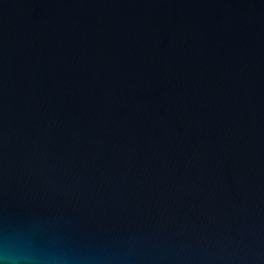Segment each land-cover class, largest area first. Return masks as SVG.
<instances>
[{"label":"water","instance_id":"95a60500","mask_svg":"<svg viewBox=\"0 0 264 264\" xmlns=\"http://www.w3.org/2000/svg\"><path fill=\"white\" fill-rule=\"evenodd\" d=\"M4 218L264 264V0H0Z\"/></svg>","mask_w":264,"mask_h":264},{"label":"clouds","instance_id":"9594fccd","mask_svg":"<svg viewBox=\"0 0 264 264\" xmlns=\"http://www.w3.org/2000/svg\"><path fill=\"white\" fill-rule=\"evenodd\" d=\"M0 264H145L139 254L84 242L39 219L0 220Z\"/></svg>","mask_w":264,"mask_h":264}]
</instances>
